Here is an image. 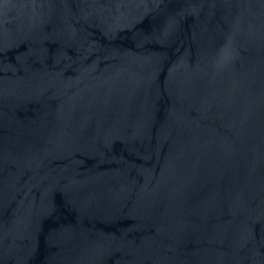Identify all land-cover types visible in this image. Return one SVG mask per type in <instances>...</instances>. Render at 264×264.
<instances>
[{"label":"water","instance_id":"95a60500","mask_svg":"<svg viewBox=\"0 0 264 264\" xmlns=\"http://www.w3.org/2000/svg\"><path fill=\"white\" fill-rule=\"evenodd\" d=\"M0 264H264V0H0Z\"/></svg>","mask_w":264,"mask_h":264}]
</instances>
